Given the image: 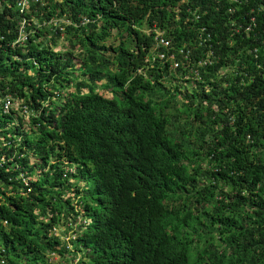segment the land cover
Here are the masks:
<instances>
[{
    "label": "trees",
    "instance_id": "1",
    "mask_svg": "<svg viewBox=\"0 0 264 264\" xmlns=\"http://www.w3.org/2000/svg\"><path fill=\"white\" fill-rule=\"evenodd\" d=\"M47 1L20 13L18 0H0V98L29 99L36 111L26 132L16 107L0 109V159L15 156L0 160V264H54V256L79 264H264V0H244L230 14L226 0ZM197 7L220 40L210 41L217 57L200 67V82L187 76L190 67L160 57L166 51L153 28L174 46L191 40L184 20ZM52 15L73 21L69 52L52 49L63 39L47 28L37 29L27 53L9 46L23 16L31 29L29 21ZM245 47H257L258 57ZM178 78L195 87L169 88ZM75 82L56 105L59 118L45 115L50 86ZM65 161L78 165L76 174H66ZM21 171L36 177L30 190Z\"/></svg>",
    "mask_w": 264,
    "mask_h": 264
},
{
    "label": "clouds",
    "instance_id": "2",
    "mask_svg": "<svg viewBox=\"0 0 264 264\" xmlns=\"http://www.w3.org/2000/svg\"><path fill=\"white\" fill-rule=\"evenodd\" d=\"M31 1H39L42 7L47 6L48 1L47 0H18L17 2V7L19 8V12L20 13H25L26 11H30V2ZM228 3V7H227V12L228 14L230 13H235L237 6L241 5L243 3L244 0H226ZM1 5V2H0ZM220 7H215L216 10H219ZM188 11L191 13L192 16L187 15L186 19L184 20V23L187 26H190L192 32H194V35L190 37L191 40H186L185 42H183L182 44L179 45H175L173 43V40L169 37L166 36L165 30H161L159 29V27L156 26V24H154L153 28H157L156 31V40L158 42L157 46L159 47H163L164 50L166 52L161 53L160 57L161 58H167V61L170 62L172 67H178L179 65H185L191 68V72L192 75L187 74V76H192L193 78L195 77L196 79H198V81H202L203 80V75L201 74V69L200 67H205L207 65H213L214 64V60L215 57H217V53H214V51L210 48L211 44L210 41H214L215 43H219L220 40L219 38L213 36V33L210 31L209 26L207 25V23L204 21V19L202 18V15L207 13V10H202L201 8L197 7V9L195 10H191L188 9ZM23 21L21 24H19V30L20 33L18 34L17 38L15 39V41H13L9 46L13 47V50H17L19 48H23V51L25 53H27L26 48L28 47L29 43L31 41H33V39L31 40V38H33V36L36 34L37 29H48L50 31L51 34H56V33H61L62 35V39L63 41L59 42L58 46H56V44H53L51 47L54 51L60 52V53H66L69 52L68 49L70 47L69 42L66 41V37H67V27L71 26L73 24L72 19L67 18V17H60V16H56V15H52L51 17H49L48 19L43 18L40 19L39 17H36L33 21H29V23L33 22V28L31 29H27L25 23H27L28 18L25 16H23ZM80 18V22H79V26H85L90 22V18L86 15H82L79 16ZM231 19V18H230ZM228 19V20H230ZM180 20V17H179ZM235 19L232 21L231 26L233 27V25L235 24ZM254 19H251V23L248 24V30L252 28V24H254ZM237 29V28H235ZM35 42V40L33 41ZM156 42V43H157ZM190 43H197L198 47L200 46H208L209 50L207 52V54H198L196 52V50H194L191 46ZM51 45V44H50ZM248 52L252 53L254 56H256V58L258 57V48H248L245 47ZM168 52V54H167ZM166 54L168 56H166ZM15 58L16 59H23L25 58L24 55L20 54L19 52H15L14 53ZM75 62H77L76 64V68L78 69L80 67V64L78 63V60L75 58L74 59ZM37 65V63H36ZM70 69V67L68 68ZM141 70V69H140ZM229 70V65H224L221 69V74L225 73L226 71ZM78 71L76 74L79 75ZM29 73L31 74H35L36 70H34L33 68H31L29 70ZM37 74V73H36ZM184 78H178V79H174L172 80L173 83L169 84L170 87L172 89V85L176 82L179 81H183ZM107 80L103 79L102 81H100L99 84H101L103 87L105 85H107ZM193 83L192 87L185 89L188 91H191L194 87H195V82L194 81H186L185 85L183 84V82L181 84H179L178 86L175 87H181L182 85L186 86L188 83ZM76 82L72 83L70 86H68L65 89H59L56 90V88H53L52 86H50V96H48V99L45 100V102H43L45 109V115H48V113L50 111H53L55 113L56 119L59 118L58 113H56V105H62L64 102H66L68 93H71L74 91V87L76 86ZM174 87V88H175ZM173 88V89H174ZM99 90V89H98ZM100 90H103L100 88ZM82 93H86L88 91V88L85 86L81 87L80 90ZM108 92L109 94H111L110 96H112V91H111V87H104V93L105 96L110 97L109 95L106 94V92ZM7 95V94H6ZM1 99L0 98V105H1ZM51 99H54L53 101L56 102V105L54 106V102H50L52 101ZM39 100V99H38ZM16 102H18L17 105H15V107L18 109L15 112V123L17 122V125H22V128L24 131L28 132L31 130V124H30V118L33 115H36V111L33 109L28 117H25V115L23 113H21V101L19 99V101L16 100ZM50 103V104H49ZM206 103V102H205ZM49 104V105H48ZM196 105V104H195ZM206 106V105H205ZM1 109V107H0ZM21 122V124H19ZM39 125V123H38ZM18 142L22 143V139L19 138ZM8 140L4 143L7 144ZM6 146V145H4ZM16 157L18 159H20V156L17 155H21V156H25L23 154H19V151H17ZM14 157H9L6 154H3L1 157V165H3L5 163V161H11L13 163V159ZM31 163H36L37 161H39L40 159L38 158V155L34 152H31ZM17 163V161H15ZM65 165H66V174L71 175V174H76L78 171V165L75 162H71V161H65ZM21 168V164H17V169ZM41 170H37V174H40ZM66 174H64L65 177ZM25 176V172L21 171L20 177L23 178ZM36 177L33 178V176L28 175L25 176L23 178V181L25 182L24 184H28L27 186L29 187V190L31 188L30 185V181L32 179H35ZM73 180V179H71ZM202 219L204 217H201ZM6 222V221H5ZM63 229V228H62ZM64 231V230H63ZM52 233H54L55 235H62L63 236V232H60L59 228H53L52 229ZM71 236V235H70ZM70 239V237H69ZM68 239V240H69Z\"/></svg>",
    "mask_w": 264,
    "mask_h": 264
},
{
    "label": "rangeland",
    "instance_id": "3",
    "mask_svg": "<svg viewBox=\"0 0 264 264\" xmlns=\"http://www.w3.org/2000/svg\"><path fill=\"white\" fill-rule=\"evenodd\" d=\"M182 82H183V84L185 85L186 81H179V82H176V83H174V84L172 85V89H173L175 86H178L179 84H181ZM187 83H188V82H187ZM192 84H193V83H188L186 86L182 85V86L180 87V90L185 91V89H188L189 87L191 88V87H192ZM168 87H170V85H168ZM105 92H106V91H105ZM106 94L109 95V96L111 95V94H109L108 92H106ZM179 96L182 97V95H179ZM12 103H13V106L18 104V102H14V101H13ZM53 104H54V106H55V105H56V102H54ZM20 112H21V113H24V109L22 108ZM33 178H34V177H33ZM63 229H64V228H63ZM69 237H70V233H68V234H63V238H66V240H68ZM53 261H54V264H79V263H78V259L70 260V258H68V260H67V259L62 258V257H60V256H54V257H53Z\"/></svg>",
    "mask_w": 264,
    "mask_h": 264
},
{
    "label": "crops",
    "instance_id": "4",
    "mask_svg": "<svg viewBox=\"0 0 264 264\" xmlns=\"http://www.w3.org/2000/svg\"><path fill=\"white\" fill-rule=\"evenodd\" d=\"M27 96H29V92H27V94H26ZM8 98H9V100H10V107H9V110L8 111H10V110H12V109H14V107H15V105L13 106V101L14 102H16V99H15V97H14V95H12V94H8ZM28 98V97H27ZM29 99H24V98H21L20 99V101H21V109L23 108L24 109V115H25V117H28L29 116V114H30V112L33 110V107H30V102L28 101Z\"/></svg>",
    "mask_w": 264,
    "mask_h": 264
},
{
    "label": "built area",
    "instance_id": "5",
    "mask_svg": "<svg viewBox=\"0 0 264 264\" xmlns=\"http://www.w3.org/2000/svg\"><path fill=\"white\" fill-rule=\"evenodd\" d=\"M10 100L8 98V94L5 96V98L1 99V105L0 107L4 110V111H8L9 107H10Z\"/></svg>",
    "mask_w": 264,
    "mask_h": 264
}]
</instances>
